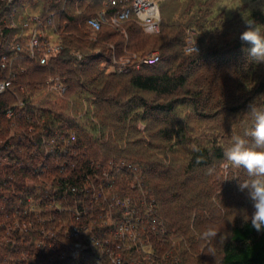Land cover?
I'll return each mask as SVG.
<instances>
[{
    "label": "trees",
    "instance_id": "16d2710c",
    "mask_svg": "<svg viewBox=\"0 0 264 264\" xmlns=\"http://www.w3.org/2000/svg\"><path fill=\"white\" fill-rule=\"evenodd\" d=\"M81 1L84 5L82 12L77 15L71 8L70 0H62L61 3L58 0H13L12 2L0 0V54L9 55V58L13 60L7 69L0 70V75L11 79L13 83L11 91L5 95L0 94V128L2 127L3 131L0 134V141H2V143L0 142V264H91L92 260L87 257H80V261L70 255L61 259V254L70 252L68 249L72 240L64 221L71 219L68 213L61 212L56 206L59 207L62 203L58 199L64 198L63 196L84 197L85 195L91 196V194L101 198L106 197L108 202L116 199L121 204L129 200L133 205H147L144 206L145 211H142L145 214L151 206L153 218L157 219L159 216L160 220L164 222V226H167L166 231L157 237L158 232L152 231L149 225L144 224V228L141 227L139 231L138 241L133 249L122 250V252L124 251L122 264H131L132 262L133 264H195L191 261L188 262L189 256L195 254L199 258L203 257L206 255L207 249L200 254L196 251V248L199 247L201 250L206 244L202 245L201 240L196 237V234L201 230L197 227V230L194 229L192 220L193 218L201 219L202 213L199 211V205H205L204 208H206L208 203L202 202V195L193 185L194 175L197 172L203 175L202 171L205 172L207 169L213 168L218 162L220 164L224 162L223 153L227 146L225 141L227 133L216 128L218 135H213V140L207 143L198 136L194 138V131L188 130L186 124L177 122L179 118L176 116V111L181 105L184 106L187 103L199 119H206L211 117L216 110H227L229 105L226 106V104L230 100L229 98L233 99L232 110L240 111L248 98L252 99L258 94L259 96L264 95V69L261 70L263 65L256 68L259 77H257L256 85L251 87L250 83L253 80L249 78L245 70L248 67L247 63L252 61L251 59L248 61L241 59L242 53L239 51L242 48L239 47L241 43L232 47L226 45L223 48L215 49L214 46L209 47L208 50L203 48L201 55L192 54L186 61H182L178 55L167 54L169 53L167 49L171 47L169 41L172 36L164 32L162 36L165 34H167L166 38L170 36L166 43L161 42L165 37H161L155 43H149L143 39L141 43H134L132 46L127 43L130 51L135 49L138 54L141 52L143 57L146 56L148 50H153L152 46L161 47L163 51L161 61L154 66H142V69L153 68V71L142 72L131 68L128 73L106 74L107 67L98 69L99 65L104 63L111 65L114 54L118 56L124 53L125 44L115 43L119 36L118 30L102 31L93 38L85 28V24L88 18L97 16L96 14L100 11H104L107 18L110 19L123 12L124 8H131V3L123 2L113 5L111 0H93L95 3L90 4L88 2L91 0ZM51 14L54 15L55 23L52 27H47V32L50 34L58 30L64 44V51L51 56L48 65L42 66L30 60V50L27 47L25 34H28L33 27H39L38 19L47 23ZM132 17L133 15L130 16V18ZM205 18L206 16L202 12V17L197 20ZM249 19H254L264 27V12H254L247 18V20ZM162 23L163 18L161 26ZM138 27L135 23L130 22L125 29L137 35L140 33ZM162 30L161 28L158 35ZM176 37L174 36V40ZM178 38L180 41L182 40L180 37ZM250 47L251 45L248 49ZM72 50L82 53V60L73 57ZM90 60L93 61V65H91L94 69L93 75L85 79L81 72H87L84 67ZM172 60L176 62L166 71L155 70L159 64ZM207 61H211L212 65L217 63L215 69H218L219 72L218 80L211 81L208 75L211 71H207L196 78L198 84L207 89L188 88L186 93L181 92L188 84L194 82L188 75V71L186 74L184 70L193 69L197 65L206 66ZM18 62H23L22 65L27 66V69L24 68L25 72L16 64ZM48 68L56 70V74L67 76L69 84L77 79L76 82L82 85L81 87L88 86L86 93L96 96L100 107L106 103L108 107L114 108L108 111V118L112 117L111 119L115 120L118 118V121L121 122L125 121L131 113L136 112V117H141L143 120L155 121L157 125L165 123V127L159 130V136L170 144V149L174 150L176 146L189 144V146L198 147L199 151H193L191 148L188 165L185 168L181 167L183 170L173 166L165 167L159 163L161 161L157 160L150 161L149 165L139 162L137 168L131 165L132 169L129 170L127 166L124 168L120 166L122 172L112 171L108 174L106 169H97L92 166L91 159L93 158L88 156V158H82V162L80 161L81 169L72 170L68 166H63L66 172L64 170L62 172L53 165L50 167L51 169L40 173L39 166L50 161V157H54V154L57 157L67 155V153H62L65 141L49 145L48 138L52 135L55 136L61 123L65 125L64 128L71 129L72 125L69 122H74L71 116L65 119L58 114L45 113L44 110L37 117L40 111L34 112L29 93H34V84L41 81L39 73ZM77 71L80 73L77 74ZM253 78L255 79L254 76ZM120 81H123L125 86L121 88V91L118 89L117 92V88L121 87ZM237 81L239 84L241 82L243 84L232 85L234 82L238 83ZM74 86L76 91L80 90L77 84ZM123 93L129 98L127 101H122L121 94L123 95ZM141 93H154L162 96L163 99L160 102H150ZM15 97L17 100L20 97L27 107L25 111L30 112L18 120L25 129L19 134L10 136L11 122L7 118L6 112L9 109H16L18 102H9V98L16 99ZM19 102L21 101L19 100ZM221 102H224L225 106ZM246 106L248 107V105ZM126 110L128 111L126 112ZM161 116L165 120L160 118ZM176 122L177 125H175ZM7 123L10 127H7ZM31 129H34L35 133L29 131ZM68 131L70 132V130ZM227 132L231 133L232 131ZM64 134L65 140H68L69 133L67 134L65 131ZM17 136L21 138L19 141H17ZM75 136V138L78 137ZM84 140L79 138L76 142V144L79 143V149L87 144ZM70 141L72 142V140ZM92 145L95 146V144ZM139 146L144 151H139V153L148 155L152 150V145L144 147V143H140V141L132 143L130 148L137 151ZM167 147H164V150ZM64 150L68 151L69 148ZM103 156H106L104 161L115 159L112 155L101 153L100 157ZM3 159H6V163H3ZM35 170L38 171L35 172ZM211 177L214 178L212 184H217L215 176ZM221 178L223 179V176ZM217 181L219 184L218 178ZM153 183L156 185L153 186ZM165 183L170 185L167 187ZM223 183L225 184L224 181ZM88 185L91 187L89 190L85 187ZM72 189H76L77 192H73ZM155 189L159 190L160 195L158 193V198H155L157 202L154 201V204L151 205L148 197L152 198L156 192ZM218 193L215 198H213V192L208 191L206 195L210 202L217 199L220 205L222 194ZM169 199L178 203L173 205L170 202L172 204L170 208L162 209L161 205H165L164 202ZM180 199L186 200V204L179 205ZM213 205L215 207L214 203ZM218 208L223 207L218 206ZM218 208L216 206V213L219 212ZM58 215H62L66 219L61 218L62 220H60L57 218ZM157 220L161 226V222L159 219ZM81 221H84L80 225L83 228L90 224L91 219L87 218ZM97 222L99 221H96L95 224ZM101 224L103 223L95 225L94 233L99 232V227L101 228L100 233L102 232L103 226H99ZM107 233L109 234V232ZM216 244L219 256L216 257L217 260L212 257L213 261L207 264H264V231L257 232L251 226L250 218L247 222L235 220L224 244L222 245L218 241ZM102 250L101 247L93 248L90 253L99 258L101 264H113L108 255L102 254Z\"/></svg>",
    "mask_w": 264,
    "mask_h": 264
},
{
    "label": "rangeland",
    "instance_id": "374dc122",
    "mask_svg": "<svg viewBox=\"0 0 264 264\" xmlns=\"http://www.w3.org/2000/svg\"><path fill=\"white\" fill-rule=\"evenodd\" d=\"M58 2L61 3L62 0H58ZM70 2H71V8L74 9V12L77 13V15L80 14L82 12V6L84 5V3H82L81 0H70ZM157 2L159 4L160 15L163 18V23L161 26L163 30L160 35L158 34L151 35L145 33L144 30H142L143 28L140 25V21L136 16H133L132 18L127 20H119V24H114L112 22V18H110L108 19L107 23L103 25L101 30L91 27L89 29V27L87 26L88 24L86 22L85 28L88 29V31L90 32L93 38H95V36H97L102 31H106V30L108 31L110 29L112 30L114 29L116 31L118 30L117 34H119L118 38H116L115 40L116 41L115 43L121 42L125 44L123 47L124 50L123 54L118 56L117 54L116 55L114 54L112 57L113 59L111 65L110 63H107L108 65L104 63L103 65H99L98 69L100 68L103 69L104 67H107V71H105L106 74L113 73L115 68L113 65H115V62L130 63L131 61L132 63L131 68L134 70L135 69L138 71L141 70L142 72L153 71L154 70L153 68L142 69V66L139 65L140 60L143 58L142 54H140L141 52L138 54V52L132 48L131 49L133 51L132 50L130 51L127 43L130 44V46H132L134 45V43L135 44L141 43L142 39L146 40L149 43H155L156 40L161 39V37L163 38L165 37V35L167 36V34L162 36L164 32H167L171 34L170 36H172L171 41H169L170 36L167 38L165 37V39L161 40L162 43H166L169 41V46L171 45V47L167 49L169 53L167 52L166 53L169 55L172 54L178 55V57L182 61H186L187 58H190L192 56V54L196 55L195 53L190 52L189 48H187L189 45L188 39L190 38H192L193 44L196 41V45L199 47L198 55L202 54L203 48L205 50H208L209 47L214 46L215 49L218 47L223 48L226 45L232 47L233 45L236 44L238 46L239 43H241V45L239 46L242 47L239 50L240 53H242L241 59L242 60L247 59L246 61H248V59H251L248 55L249 44L242 42L239 39V36L243 31L246 30L245 20H247V18L254 12H262L260 10V5L262 0H157ZM88 3L89 4L95 3V1L91 0ZM202 12L204 13V16H206V18L198 21L197 19H200L202 17ZM194 16L198 18H195ZM50 18H52V23H55L53 20L54 18L53 14H51ZM130 22H133L139 26L138 27L140 32L139 34L136 35V33L128 32L125 29ZM52 26L49 25V27ZM262 31H264V27H262ZM55 34L56 35L53 37L55 41L53 42L61 43L63 45V50L61 52H63L64 44L62 39L60 38L58 30L55 31ZM174 36H177L175 40H174ZM178 37H180L182 40L180 41ZM175 43L178 44L176 45ZM152 48L153 50L151 51L148 50L146 56L151 54H157L161 56L163 54L161 47L152 46ZM97 52L100 53V51ZM72 56L78 59L83 58V54L75 50H72ZM32 62L36 63L35 60H33ZM175 62L174 60L170 62L165 61L159 64L155 70L160 72L166 71L168 67L169 68L172 67L173 63ZM22 63L23 62H18L16 64L20 68H23V72H25L27 66L22 65ZM129 63H128V67H129ZM211 63H212L211 61L209 62L207 61L206 66L200 67L199 65H197L193 69L184 70L186 74L188 71V75H190V78L194 82L188 84L185 88H183V91L181 92L186 93L188 91V88H192L194 90L205 88V87L202 88L198 84V80H196V78L198 76L203 75L207 71L208 72L211 71L208 73V75L210 76L209 78H211V81L218 80L219 72L218 69H215L217 67L215 66L217 65V63L215 65H212ZM91 65H93V61L91 60L89 61L88 64H86V66L84 65L85 66L84 69L86 68L87 72L84 73L81 72V75H83L85 79L93 75L92 72L94 71V69L93 66L91 67ZM247 65H248L247 67L248 70L246 69L245 71H247L246 73H248L249 78H252L253 80L251 83L248 82L252 87L253 85L254 86L256 85L257 77H259L258 73L256 72V68H259L261 66H258L253 62H248ZM252 65L254 66V68ZM262 67L261 70L264 69V65ZM130 71L131 70H128L127 73ZM56 72L57 71L54 70L53 68H48L43 70L41 73H39L40 74L39 80L41 81H39V83L34 84V89H33L34 93L33 92L29 93L31 95L32 107L34 109V112L38 113V111H40L37 117H39L41 112L45 110V113L51 112V114L53 115L58 114L65 119L66 117L71 116L72 119H74V122L73 123L69 122V124L72 125L71 129L68 127L64 128L65 125L61 123L60 129L56 130L55 136L52 135L47 140L48 141L47 143L49 145H56L62 141H65L64 142L65 148H63L62 150L63 152L60 150L59 152H62L64 154L67 153V155L65 156L66 158L62 156L57 157L56 154H54V157H50V161H48L44 165L39 166L38 170H40V173L47 171L48 169H51L50 167L53 165L55 167H58V169L62 172L63 170L66 172L64 168L66 166L70 167L72 170L81 169L82 166L81 162L83 161L82 158L83 159L84 157L88 158V156L93 158L91 159L92 160L91 165L95 167L97 166V169H102V168L106 169L105 171H108L109 172L108 174H110L112 171L122 172L121 167L124 165L127 167L132 165L134 168L135 166L137 168L139 162L149 165L150 161L154 162L159 160L161 161L159 163H161V165L162 164L165 165V167L173 166L174 168H180V169H182L181 167L185 168L188 165V161L190 158V151H191V147L189 146V144L176 146L175 149L172 150L170 149V144L160 138L159 130L165 127L164 125L165 123L162 122L163 125L162 124L157 125L155 124V121L149 122L148 119L143 120L141 117L139 118L136 117L137 115L135 114L136 112L131 113L129 117H126L125 121L122 120L121 122L118 121V118L116 120L111 119L112 117L108 118L107 117L108 111H111L114 108H111L110 106L108 107L106 103L102 104L101 105L102 107H100V105L98 104L99 100L97 99V97L88 95V93H86L88 86L81 87L82 85L76 82L77 79H75L74 81L71 82V84H69L67 80V76L64 77L63 74L59 75L60 73L56 74ZM78 73H80V71H77V74ZM117 73L123 74L119 72V70ZM223 73H225V71H223ZM253 76L255 77V79L253 78ZM57 77L61 79L60 83H61V87L63 88L61 89L65 90V92H60L59 91L60 89L53 88L58 84L57 82H53V79ZM120 82H121V87L117 88V92L118 89L119 91H121V88L125 86L124 85L125 83L123 81ZM228 82L230 83V81ZM237 82L238 83L234 82L232 85L237 86L239 84V81ZM74 84L75 85L77 84L80 90L76 91ZM241 84L243 83L241 82L239 85ZM22 86L21 88L24 87ZM52 88L55 90H53ZM12 89L13 87L10 89V91ZM5 94L6 93L2 95ZM141 94L144 95L150 102H154V101L160 102L163 99L162 96H158L157 94L154 93H141ZM121 99L122 101H127L129 98L125 95V93H123V95L121 94ZM229 99L230 100H228V103L226 104V106L229 105V107L226 108L227 110L224 111L216 110L211 117L206 119L203 118L199 119L196 113L193 111L191 107L187 105V103L184 104V106L181 105L176 111L177 112L176 116L179 118L178 120V118L176 117V119L178 120L177 122L186 124V128L188 130L194 131L193 132L194 138L198 136V138L203 139V141L206 143L213 140V135L216 136L218 135V133H216L217 131L216 128H220V130L223 131V133L224 132L227 133V138L225 139L227 146L226 144L225 146L228 147L231 144V141H229V139L232 140V137L235 135H240L243 137L245 132L253 126V120L251 119L250 115L247 113L249 110V105L251 103H254L257 106L264 107L263 105L264 95L259 96L258 94L255 95L252 99L248 98L246 104H243L241 110L237 112L232 110L234 107L231 105L233 99L232 98ZM19 100L22 102L20 97H18V100L17 98L16 99L9 98L10 103L11 101L13 102L17 101L18 102L17 105H20L21 103L19 102ZM221 104L225 106L224 102H221ZM246 105H248V107ZM127 111L128 110H126V112ZM27 112L30 111L23 110V112L17 113L13 117V119H10L11 122L10 124L11 129L9 132L10 136L19 134L21 131L25 129L22 123L18 120L21 119V117L27 116ZM160 118L164 119L163 116H161ZM67 120L69 121V119ZM177 122L175 125L178 124ZM7 127H10L8 123H7ZM68 130H70V132ZM229 130L232 132L231 133L227 132ZM29 131L35 133L34 129H31ZM65 131L67 132V134L69 133L70 137L67 138L68 140H65L66 139L64 134ZM2 132L3 131L1 127L0 134ZM220 133L219 135L222 136ZM75 135H77L78 137L75 138L76 137ZM188 135L190 136L191 133ZM79 138L83 140L86 138V140L84 141H86L87 144L82 149L78 148L79 143L76 144ZM20 139L21 138L17 136V141H19ZM69 139L72 140V142ZM135 141L137 142L140 141V143H144L145 145L144 147H147L148 145L149 146L152 145L151 152L148 153V155L147 153H139V151L144 152L143 148H140V146L137 149V151H133V149L130 148V146L132 143L134 144ZM0 142L2 143V141ZM92 144H95V146ZM166 146L168 147L164 150V147ZM68 148H69L68 151L64 150ZM101 153L108 156L112 155L115 159L111 158V160L109 161H104V158H106V156L100 157ZM223 163L220 164L218 162L216 163V165H214L213 168H210V169H215V171L212 173H210L209 170L207 169L205 172L202 171L203 175H201L198 172L195 173L194 175L195 178L193 185L196 187V190L198 189L200 194L202 195L203 197L202 202L205 201L206 203H208L207 204L208 206H206V208H204L205 205H199L200 206L199 211L202 213V216L200 217L201 219L193 218L192 220V226H194V229L197 230V228H199V230H201L196 234V237H198L201 240L200 242L202 243V245L203 243L206 244L203 245V248L201 250L199 249V247L196 248V251H198L200 254L203 252V250L207 249V252L206 255L200 258L197 257L195 254L192 255L190 253L191 255L189 256L188 262L191 261L195 264L196 263L207 264V263H211V261H213L212 260L213 258L215 259L217 256H219V254L217 253L218 250L216 247L217 245L216 241H213L210 244L208 241L202 239L201 233H203L207 228H209L210 226H214L221 230V234L228 233L229 235L231 225L235 220H244L245 215H247L250 218L255 211L253 206V201L250 199L248 195V190L245 189L244 191H241L238 186L240 181H243L248 178L245 170L242 168L233 169L231 171V175L229 178L230 179L233 177L234 178L231 180L224 181L225 182L224 184L223 179L221 178V176H223L222 174ZM61 166L62 168H60ZM38 170H35V172ZM139 172H141V170H139ZM211 176H215L217 184H212V180H214V178ZM217 178L219 180V184ZM154 184L155 183H153V186L156 185ZM169 185L170 184L165 183V186L168 187ZM158 186L160 187V185ZM87 187L88 189H91L89 185ZM218 189L219 191H217ZM155 191H156L155 193L153 191L154 194L152 195V198L148 197V199H150L149 201L151 205L154 204L153 202L155 201V198H158L159 190L155 189ZM208 191L213 192L212 194L214 195L213 198L218 196L217 192H219L218 194H222L220 205H219V201L217 199H214L212 201L215 204L214 207L213 203L210 202L208 196L206 195V192ZM36 194L39 195V193ZM63 197L65 199L64 198L58 199L59 202L62 201L58 209L63 213H68V215L70 216L69 217L71 219L70 221L68 220L64 221L66 227L79 228L80 225L82 224L81 222L84 223V221L75 218L76 207L80 205L85 206V212L87 213L85 217L91 219V221H89L90 224H88L89 229L84 231L83 234L84 238L81 240L79 239L78 243H82V242L87 243L86 238L90 236H91L90 237L91 240L95 238L98 243H101L103 240H105V238H108L106 237L104 229H102L101 233H100L101 230L100 227L98 230L99 232L94 233L93 230L95 225H97L98 223H103L99 225V226H103V228H108L106 223H108L109 225L116 223V218H113L116 215L113 212L117 207V204L114 201L108 202L106 197L103 198L100 197V201L97 202L98 200L97 196H94L92 194L91 196L85 195L84 197L77 195L68 196V197L63 196ZM180 200L181 201H179L180 203L179 205L186 204L185 203L186 200L184 201H182V199ZM156 202L157 201H155V203ZM170 202H172L173 205H176V203H178L176 201L169 199L164 202L165 205L163 204L161 205V208L162 209L164 207L170 208L172 205ZM118 204L128 205V206L131 205L127 200L125 204H120V203ZM216 206L217 208L218 206H222L223 208H218L219 212L216 213ZM103 210H105V213ZM212 210H214L215 212H213ZM57 218L58 219L60 218V220H62L61 218L66 219L65 217H62V215H58ZM157 219H159V222H161L162 224L161 227H159L157 234V237H160V235L163 234L162 232L163 229L164 231H166L165 229H167V226H164V222L160 220L159 216H157ZM96 221L99 222L95 224ZM110 235L112 236V233H110ZM217 241H219V236L217 237ZM88 245L91 246L92 244H88ZM94 248L97 249V247ZM209 251L214 252V256L209 254L208 253ZM68 255H71L70 252L61 254V259H63V257H66ZM80 255L82 256V258L84 257L90 258L92 260V263H95L96 261L95 256L91 253L85 252ZM80 255L77 256L75 259H79L80 261ZM131 264H133V262Z\"/></svg>",
    "mask_w": 264,
    "mask_h": 264
},
{
    "label": "built area",
    "instance_id": "2783aa9c",
    "mask_svg": "<svg viewBox=\"0 0 264 264\" xmlns=\"http://www.w3.org/2000/svg\"><path fill=\"white\" fill-rule=\"evenodd\" d=\"M12 2L13 0H9ZM113 5H116L118 3L123 2H130L131 8H124L123 12L118 13V15L112 17V22L114 24H119V20H127L130 18L131 15L136 16L139 21L140 25L142 26L143 30L147 34L156 35L159 34L161 31V22L162 17L160 15V9L159 4L157 0H111ZM124 7V6H123ZM108 18L104 11H100L97 16L90 17L87 19V26L95 29H102L103 25L107 23ZM39 27L32 28L28 34H25V37L27 38V47L30 50L29 56L30 60H35L36 63H39L40 65H47L49 62V59L51 56L57 55L61 53L63 50V45L55 41L53 37L54 34H49L47 32V27L49 25H53L52 18L47 20V23H45L43 20L38 19L37 20ZM44 26V27H43ZM56 43V44H53ZM188 47L190 48L193 45L192 38L188 39ZM198 51L199 47L196 45ZM18 49H20V46H18ZM15 55V54H14ZM9 55L0 54V70L7 69L10 63H13V60L9 58ZM15 57V56H14ZM81 58V57H80ZM82 60V59H79ZM161 61V56L157 54H151L148 56L143 57L139 65H148V66H154L158 64ZM129 62H115V65H113L114 72L119 70L121 73H126L128 70L131 69L132 63ZM115 72V73H117ZM61 79L59 77L53 79V82H57V86L53 87L55 89H60V92H65V90H62L60 83ZM52 82V81H51ZM13 83L12 80L9 78H4L0 75V94H4L10 91L12 88ZM52 88V89H53ZM62 88V89H61ZM53 89V90H55ZM27 107L24 102H21L20 105L16 106L15 110L9 109L6 112V116L9 119H13V117L20 112H23ZM3 163H6V159L2 160ZM93 166V165H92ZM97 167V166H96ZM125 165L123 166V168ZM128 170L131 168V166L127 167ZM87 190L88 187L85 186ZM76 189H72L73 192ZM97 196L98 201H100V197ZM65 199V198H64ZM129 203L130 201L127 200ZM117 204V207L114 210V214L116 215L113 218H116V223L109 225L106 223L108 228H103L105 230L106 237L105 240H103L101 243H98L95 238L91 240V236L86 238L87 243H78V240L84 238V231L89 229V226L86 227H79V228H72L68 227L67 231L70 235V238L72 242L69 245L70 250V256L73 258H76L82 253H90V251L94 247H101L103 250L102 254H106L111 259V262L113 264H122L123 262V252L122 250H129L133 249L134 245L137 243V238L139 236V231L141 230V227L144 228V224H147L150 226L152 231L159 230V227H161L158 223V220L151 215L152 210L150 207L148 208L147 213H142V211H145V207L147 205H119L118 200L115 199L114 201ZM121 204V203H120ZM125 204V203H124ZM57 208L58 205H56ZM76 207L75 210V218L79 220H83L85 215L87 213L85 212V206L80 205ZM105 213V210H103ZM109 232V234L107 232ZM115 232V233H114ZM164 233V229L162 231ZM112 233V236L110 235ZM82 234V235H80ZM98 243V244H97ZM88 244H92L89 246ZM92 248V249H91ZM120 251V252H119ZM80 257H82L80 255ZM96 258L95 263L91 264H101L99 258Z\"/></svg>",
    "mask_w": 264,
    "mask_h": 264
},
{
    "label": "clouds",
    "instance_id": "9594fccd",
    "mask_svg": "<svg viewBox=\"0 0 264 264\" xmlns=\"http://www.w3.org/2000/svg\"><path fill=\"white\" fill-rule=\"evenodd\" d=\"M260 10L264 12V0L260 5ZM246 30L243 31L239 39L251 45L248 55L256 65H264V31L262 26L254 19L245 20ZM189 51L198 55L196 41L189 48ZM253 120V126L247 130L244 136L235 135L232 137L231 144L224 149V163L222 166L223 181L229 178L233 169H244L247 179L240 181L239 189L248 190V195L253 201L254 213L250 217L251 226L257 231H264V107L254 103L249 105L247 112ZM250 138V139H249ZM193 151H199L195 145L190 146ZM199 162V161H198ZM215 169H209L214 172ZM245 222L249 220L244 216ZM224 244L228 238V233L221 234V230L210 226L202 233V239L210 244L213 241ZM214 256V252L209 251Z\"/></svg>",
    "mask_w": 264,
    "mask_h": 264
}]
</instances>
